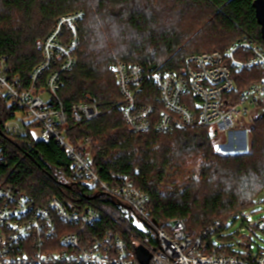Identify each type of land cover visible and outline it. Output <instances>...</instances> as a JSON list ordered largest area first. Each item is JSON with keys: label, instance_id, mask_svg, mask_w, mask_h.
<instances>
[{"label": "trees", "instance_id": "16d2710c", "mask_svg": "<svg viewBox=\"0 0 264 264\" xmlns=\"http://www.w3.org/2000/svg\"><path fill=\"white\" fill-rule=\"evenodd\" d=\"M255 2L0 0V61L6 58L11 74L28 83L42 59L40 43L61 16L82 11L78 62L62 74L59 98L67 109L80 101L95 103L101 115L92 121L71 119L67 124L71 142L76 145L84 137L91 138L92 147L85 152L100 168L103 180H110L112 173L130 178L148 197L150 219L159 224L184 220L192 237L210 232L219 221L216 237L233 239L223 234L229 228L223 222L249 209L264 189V111L250 122L251 146L244 153H219L213 140L216 132L209 127L135 134L119 112L122 95L111 68L123 62L139 65L146 73L176 72L191 54L224 52L246 37L264 47ZM232 76L236 89L230 96L238 99L260 83L264 73L233 70ZM17 113L0 95L1 184L31 197L38 206L58 198L71 211L98 210L102 218L84 230L85 237L113 231L136 257L146 235L123 214L121 202L102 193L95 195L72 180V161L53 139L36 140L29 129L22 135L7 132L5 125ZM197 157L201 165L194 177L171 183L172 189H161L167 177ZM56 172L69 182L62 183Z\"/></svg>", "mask_w": 264, "mask_h": 264}, {"label": "built area", "instance_id": "2783aa9c", "mask_svg": "<svg viewBox=\"0 0 264 264\" xmlns=\"http://www.w3.org/2000/svg\"><path fill=\"white\" fill-rule=\"evenodd\" d=\"M83 19L79 10L60 17L40 43L42 59L28 83L12 75L6 58L1 59L0 95L18 109L5 125L6 131L22 135L29 129L36 140L53 139L72 161V180L95 195L102 193L121 202L123 214L146 235L139 243L151 255L148 264H264V251L238 253L234 243L218 246L214 231L219 223L210 232L192 237L184 220L159 224L150 219L148 197L130 178L112 173L110 180H103L100 168L85 152L92 147L91 138L84 137L76 145L71 142L67 132L71 119L92 121L101 115L95 103L80 101L67 109L59 98L62 74L78 62ZM111 70L122 95L119 112L135 134L209 127L237 142L236 134L246 138L253 110H264V76L238 99L230 96L236 89L233 70L264 73V47L248 37L224 52L191 54L176 72L146 73L139 65L123 62ZM237 148L240 145L233 147ZM259 195L256 202L264 203V189ZM241 216L246 217L241 214L237 219ZM101 218L95 209L71 211L58 198L38 206L31 197L0 182V264H143L113 231L85 237L84 230L95 227ZM69 226L72 230H67ZM252 227L264 234V220L249 224ZM241 231L245 233L244 228Z\"/></svg>", "mask_w": 264, "mask_h": 264}, {"label": "rangeland", "instance_id": "374dc122", "mask_svg": "<svg viewBox=\"0 0 264 264\" xmlns=\"http://www.w3.org/2000/svg\"><path fill=\"white\" fill-rule=\"evenodd\" d=\"M260 113H262V111L253 110L252 116L255 117ZM35 133L37 135L36 137L38 138L39 134L37 132ZM246 133H247L246 138L244 137L242 138V136H240L237 142H234L229 134L215 133L213 140L216 150L221 154L222 153L237 154V153L248 152L252 140L249 135V126L246 127ZM237 144L238 145L245 144L246 147L233 149V147L236 146ZM88 156L90 157L89 154ZM200 165H201L200 157H197L196 159L190 161L186 166L181 168L179 172L167 177V179L161 184V189L164 190L167 189L168 187L172 189L174 185H172L171 183L176 182L177 184H180L181 181L194 177L195 174L198 172V168ZM56 175L58 176V179H60L62 183L65 184L68 183V179H66L63 175L59 174L58 172H56ZM260 192L253 199V205L242 213L246 217L241 216L238 219L233 218L229 222L228 221L223 222L224 227L226 226L229 227L226 230V232L224 231L223 234L232 235L233 239L231 238L226 240L214 239L218 244V246H223L226 243L232 245V243H234L235 252L238 253H243L246 251L255 254L258 253V251H264V234L259 230H255V227H252V230L248 228L249 224L254 225V223L258 222L259 220H264V203L256 202V200L260 196L259 195ZM226 222H228V224H226ZM218 223L220 225L222 224L219 221ZM242 228H244L245 233H242L241 231ZM238 232H240V236H238V238L237 237L235 238Z\"/></svg>", "mask_w": 264, "mask_h": 264}, {"label": "water", "instance_id": "95a60500", "mask_svg": "<svg viewBox=\"0 0 264 264\" xmlns=\"http://www.w3.org/2000/svg\"><path fill=\"white\" fill-rule=\"evenodd\" d=\"M255 10L257 21L259 24H261V34L264 40V0H256ZM136 257H138V260L143 264H148L151 259L150 253L144 248L143 245L136 249Z\"/></svg>", "mask_w": 264, "mask_h": 264}, {"label": "crops", "instance_id": "0c3cea01", "mask_svg": "<svg viewBox=\"0 0 264 264\" xmlns=\"http://www.w3.org/2000/svg\"><path fill=\"white\" fill-rule=\"evenodd\" d=\"M236 135H237L238 137L241 136L240 133H239V134H236ZM242 138H243V137H242ZM242 145H243V146H242ZM242 145H240L241 148H242V147H244V148L246 147L245 144H242Z\"/></svg>", "mask_w": 264, "mask_h": 264}, {"label": "bare ground", "instance_id": "6f19581e", "mask_svg": "<svg viewBox=\"0 0 264 264\" xmlns=\"http://www.w3.org/2000/svg\"><path fill=\"white\" fill-rule=\"evenodd\" d=\"M224 150V149H223Z\"/></svg>", "mask_w": 264, "mask_h": 264}]
</instances>
